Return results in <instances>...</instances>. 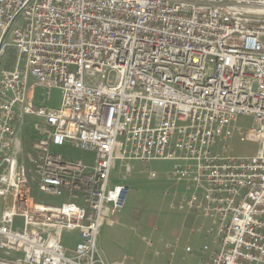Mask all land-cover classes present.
Wrapping results in <instances>:
<instances>
[{"label":"built area","instance_id":"2783aa9c","mask_svg":"<svg viewBox=\"0 0 264 264\" xmlns=\"http://www.w3.org/2000/svg\"><path fill=\"white\" fill-rule=\"evenodd\" d=\"M28 118L39 139L24 162ZM235 134L262 148L215 150ZM152 161L172 163L165 197L184 187L170 207L210 220L199 264H264V0H0V251L16 255L0 264H124L98 238L125 209L133 163Z\"/></svg>","mask_w":264,"mask_h":264},{"label":"rangeland","instance_id":"374dc122","mask_svg":"<svg viewBox=\"0 0 264 264\" xmlns=\"http://www.w3.org/2000/svg\"><path fill=\"white\" fill-rule=\"evenodd\" d=\"M14 59L15 53L12 49H9L4 59L6 63L5 67L7 69L11 67ZM60 98V92L54 90L52 91L51 98L47 104L56 108L60 103ZM36 104L39 103L36 102ZM250 126L251 120L249 118L242 117L237 121V127H241L242 129H247ZM38 139L39 136L34 129V119H26L18 133V140L21 145L20 158L24 160V162H27L28 157H34L36 155L33 146ZM257 141L258 142L241 141L240 137L235 134L225 143H218L215 150L223 155L250 159L262 148L263 144L261 143H263V138H260ZM223 145L227 146L226 150L223 149ZM60 152L64 156L70 157L76 161H89L88 155L81 153L74 148L62 149ZM132 167L131 173L128 174L126 181L124 182L130 188L126 201V209L133 206L135 207L130 214V225L127 226L122 234L114 232L116 231V227H110L109 229L112 234L109 235L108 243L103 246L99 241L98 247L102 257L105 261L107 260L106 262L108 263L123 261L124 264H164L165 262L161 261L162 254L160 253V256L156 257L153 251L140 240L147 231H150L152 237H158L159 239V242L158 240L157 242L155 241L157 247L165 245L161 239V236L163 235L161 231L162 226L156 225V230L154 228H148L150 229L148 230L145 226V221L142 222L139 219L142 218V220H146L147 218H155L157 216L166 218L167 215L176 212L170 207L169 202L166 200L167 197H164L163 195L165 189L171 187V184L166 181L165 177L171 169L172 163L168 161H152L147 164V170H145V167L140 163H133ZM148 171L155 172L157 178L150 180L148 178ZM123 176H125L123 167L117 162L116 168L112 174V181L119 183ZM32 192L36 200L46 203L58 204L65 200L64 198L46 197L40 194L36 188H33ZM131 195H133V199L130 201L129 197H131ZM8 204V200H0V211ZM162 238L163 240L165 239L164 236ZM64 239H66L69 246H72L75 242L70 234H64ZM165 249L167 250V248ZM0 258L5 259L7 256L0 251Z\"/></svg>","mask_w":264,"mask_h":264},{"label":"crops","instance_id":"0c3cea01","mask_svg":"<svg viewBox=\"0 0 264 264\" xmlns=\"http://www.w3.org/2000/svg\"><path fill=\"white\" fill-rule=\"evenodd\" d=\"M87 155V154H86ZM89 157V156H88ZM177 190V196L175 198H166V200L169 202V205L171 201L173 200L176 202L180 196L184 195V187L182 185L178 186L176 188ZM165 197V196H164ZM130 201L133 199V195L129 197ZM135 209V207H131L129 209H125L121 213V215L118 217V223L113 226H104L101 229L99 238H98V244H103V246L108 243L109 241V235L112 234L110 227H116V231H114L117 234H122L123 231L127 228L129 223V218L131 211ZM176 212H172L171 214L167 215L166 218L162 217H155V218H147L146 220H141L142 222L145 221L146 228L155 229L157 228L156 225L162 226V242L165 243L163 246L156 245L155 241L159 242L158 237L154 238L152 237V233L150 231H147L140 240L145 243L142 238H148L152 241L153 245L151 247L145 245L153 251L154 255L156 257L161 256V261L165 262L164 264H199L200 260V249L205 244V237L203 229L208 227L210 225V220L205 219L200 216H194L191 212L188 210H177L174 209ZM161 228V227H160ZM148 229V230H150ZM160 231V232H161ZM159 232V233H160ZM114 233V234H115ZM158 233V232H157ZM165 237L163 240L162 237ZM168 246L172 248L173 254H169L170 251L168 250ZM190 247L193 251L191 255L187 254L185 252V248ZM167 248V250L165 249ZM6 256V255H5ZM16 255L11 254L7 256V258L0 260H7V259H14ZM105 260V259H104ZM107 261V260H106Z\"/></svg>","mask_w":264,"mask_h":264}]
</instances>
